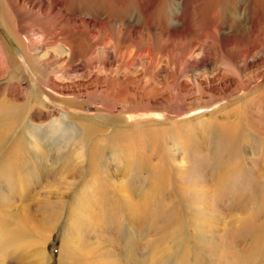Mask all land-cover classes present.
I'll use <instances>...</instances> for the list:
<instances>
[{
    "label": "rangeland",
    "instance_id": "rangeland-1",
    "mask_svg": "<svg viewBox=\"0 0 264 264\" xmlns=\"http://www.w3.org/2000/svg\"><path fill=\"white\" fill-rule=\"evenodd\" d=\"M2 102L5 264H264V0H0Z\"/></svg>",
    "mask_w": 264,
    "mask_h": 264
},
{
    "label": "bare ground",
    "instance_id": "bare-ground-1",
    "mask_svg": "<svg viewBox=\"0 0 264 264\" xmlns=\"http://www.w3.org/2000/svg\"><path fill=\"white\" fill-rule=\"evenodd\" d=\"M4 19V18H3ZM5 101V100H4ZM17 104V105H16ZM37 104L38 105H40L43 109H45L44 107H46L45 105H43V104H41L40 102H38L37 101ZM28 105V104H27ZM0 106L1 107H3V108H5V109H7V110H9L11 113H13L14 114V112H13V110L16 108V106H18V103H15L14 102V104L12 103V104H10L9 102H7V103H4V102H2V104H0ZM37 107H39V106H37ZM27 108V107H26ZM46 110V109H45ZM37 112V111H36ZM11 113H8L9 115L7 116V118L9 119V118H11L10 120H14L15 118H16V115L13 117L12 115H11ZM24 114H26V113H24ZM51 114V113H50ZM54 115V114H53ZM60 116V115H59ZM54 118V117H53ZM31 120V119H30ZM51 131H53V130H56V131H61L62 133H64L65 132V126H63V125H65V123H64V121H63V119H60V118H55L53 121H51ZM15 125V124H14ZM12 130H13V128L10 130V131H8L7 133H6V135L5 136H2V135H0V148L4 145V143H5V140H6V137L7 136H9L10 134H11V132H12ZM35 139V140H34ZM35 141L36 142V140H37V138H33L32 139V141ZM68 145H70V144H68ZM67 145V146H68ZM63 147H66V146H63ZM71 147V146H70ZM20 148H22V147H20ZM19 148V149H20ZM74 149V148H73ZM73 149H71V150H73ZM76 154V153H75ZM79 157V156H78ZM97 180V179H96ZM88 181V180H87ZM96 188V187H95ZM84 196V195H83ZM86 197V196H85ZM7 226V227H6ZM3 227H4V230H5V232H0V264H5V261H6V253L5 252H7V251H5V249L2 251V248L4 247V245H5V242H7V240H9L8 239V237H12V236H14L15 237V235H16V231L14 230V227H9L8 228V224H3ZM2 227H0V229H1ZM38 252H39V256H40V258H42L41 259V261H40V263H43L44 262V258H45V256L43 255V251H42V248H39L38 250H37Z\"/></svg>",
    "mask_w": 264,
    "mask_h": 264
}]
</instances>
